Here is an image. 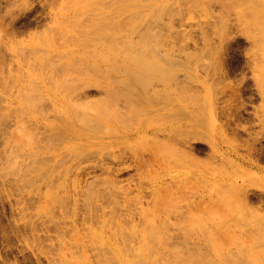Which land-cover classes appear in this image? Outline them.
<instances>
[{"label": "rangeland", "instance_id": "374dc122", "mask_svg": "<svg viewBox=\"0 0 264 264\" xmlns=\"http://www.w3.org/2000/svg\"><path fill=\"white\" fill-rule=\"evenodd\" d=\"M82 1L0 0V264H264V0Z\"/></svg>", "mask_w": 264, "mask_h": 264}, {"label": "bare ground", "instance_id": "6f19581e", "mask_svg": "<svg viewBox=\"0 0 264 264\" xmlns=\"http://www.w3.org/2000/svg\"><path fill=\"white\" fill-rule=\"evenodd\" d=\"M81 1H82V0H81ZM83 1H85V0H83ZM83 1H82V2H83ZM86 1H89L90 3H92V2H95L96 0H86ZM117 1L119 2V3L117 2L118 4H121V5H120L121 7L118 8V9L116 8V10H113V11H116V12L118 11L117 14H118V13H121V14H122V12L124 13V11H122V12H120V11L123 10V9H125L126 7H127V8L129 7L128 2H126V1H131V0H126V1H125V0H122V1H121V0H117ZM120 1H121V2H124L125 4H122ZM137 1H138V0H137ZM139 1H140V0H139ZM141 1H142V0H141ZM149 1H150V0H149ZM152 1H153V0H152ZM249 1H250V0H248V2H249ZM98 2H99V1H98ZM153 2H154V1H153ZM78 3H79V1H78ZM80 3H81V2H80ZM115 3H116V1H115L113 4H115ZM154 3H155V2H154ZM154 3H153V4H154ZM92 5H93V3H92ZM131 5H132V4H131ZM134 5H135V4H133V6H134ZM136 5H137V4H136ZM88 6H89V3H88ZM133 6H132V7H133ZM138 6H139V5H138ZM134 7H136V6H134ZM134 7H133V8H134ZM85 9H86V8H85ZM81 10H83V7H82ZM126 11H127V10H126ZM111 12H112V11H111ZM116 12H112V13H115V14H112V15H116ZM132 12H133V11H132ZM101 13H102V12H101ZM136 13H137V12H136ZM110 14H111V13H110ZM110 14L107 15V16H108V17H112V16H110ZM132 14H133V13H132ZM249 15H251L253 18L256 17L255 12H253V11H250V12H249ZM107 16H106V19H107ZM102 17H103V19H104V18H105V15H103ZM102 17H101V19H100V18H99V19H100V20H103ZM134 18H135V17H134ZM134 18H132V20H134ZM136 18H137V17H136ZM110 19H111V18H110ZM110 19H109V20H110ZM100 20H98V21H100ZM104 20H105V19H104ZM112 21H113V20H112ZM102 22H103V21H102ZM102 22H101V23H102ZM104 22H105V21H104ZM115 22H116V21H115ZM125 22H126V21H125ZM130 22H131V20H130ZM136 22H137V21H135V22H133V23L136 24ZM109 23L112 24L111 21H110ZM128 23H129V22H128ZM128 23H127V24H128ZM102 24H103V23H102ZM131 24H132V23H131ZM137 24H138V22H137ZM257 24H259V22H258ZM96 25H97V24H96ZM100 25H101V24H100ZM115 25H116V24H115ZM115 25H112V26L109 25V26H108V22H107V25L105 24L106 27L104 26L105 29L102 28L103 25H102L101 27H99L98 29H96L97 27L94 29V27H93L94 25H92V27H93L92 30L94 29V33H93V34H92V31H89V30H88L89 33H90V32H91V33H90V34H87V33H86V36H84V37H87L88 35H89V37H91V35H92V37L94 38V37H96V35H98V33L100 34V38H99V35H98L97 38H95V40H93V41L90 40L91 42L94 43V45H92V43H90L92 46H91L90 44H89V45L93 48V49H92L93 51L91 50V48H89V49H90V51H92V55H94V58H95L96 60H98L102 65H100V64H95V65L93 66L91 63H90V64H91L92 66H90L89 63L87 64L88 66L85 65V63H84V65L88 67V68H87V74H88V69H89V68H90V70L92 71L91 68L95 67V68H93L94 71L91 72V73L94 72V74H92V75H94V76H95L96 74L98 75V72H99V73L101 72V71H99V70L103 67V65H105L106 67H109V68L112 70L113 73H114L115 71H116L118 74H119V72H121V74L123 73V74L125 75V77H129V78L132 79L131 82H130L129 80H126V83L128 82L127 84H129V82H130V85H129V88H130V89H127V88H128L127 85H126V84L124 85V84L122 83V82H125L124 79H122V77H121L122 80H121L120 78H118V79H116L115 82L117 83V80H118V81L121 80L122 82H121L120 85L122 86V84H123L122 87H125V86H126V90H127V91H128V90H132V91H133V90L136 89V87L134 88L133 86H135V85H137V86H141L143 83H145V85H146V82H147V81H148L147 83H149V79H151V80L154 79L155 76H157V73H160V72H156V71H157L158 69H160V68H158L159 66H158L156 63L153 62V59H151L152 62H151V61H150V62H147V60H145L144 58H142V57H141L142 55L140 56V54H139L138 52H136V53L139 54V56H123V57H122L121 55H119V54H118V50L116 49L117 45H116V43H115V41H114V40H116V39H115V34L110 32V31H113V30L115 31L116 27L119 28V26L116 25V27H115ZM129 25H130V24H129ZM129 25H128L127 27H129ZM132 25H133V24H132ZM77 26H78V25H77ZM84 26H85V25H84ZM84 26H83V27H84ZM98 26H99V25H98ZM107 26H108V28H107ZM113 26H114V27H113ZM130 26H131V25H130ZM78 27H79V26H78ZM78 27H76V30H77ZM80 27H81V26H80ZM88 27H89V26H88ZM134 27H135V26H134ZM71 28H75V27L72 26ZM110 28H111V29H110ZM113 28H114V29H113ZM122 28H124V26H123ZM122 28H121V29H122ZM131 28H132V26H131ZM131 28H130V29H131ZM135 28H136V27H135ZM81 29H82V27H81ZM81 29H80V30H81ZM126 29H127V28H126ZM130 29H128V30H130ZM133 30H134V29H133ZM82 31L84 32V29H83ZM105 31H106V32H105ZM121 31H122V30H121ZM123 31H124V30H123ZM135 31H136V29H135ZM76 32H77V33H76ZM76 32H74V30H73V33L78 34V35L81 36V38H82L83 34H84L86 31H85L83 34H82V32H80V31H79V33H78V31H76ZM101 32H105L104 34L107 33L108 35H103V34H101ZM73 33H72V34H73ZM72 34H71V35H72ZM81 34H82V35H81ZM102 35H103V36H106V37L109 39V40L106 39L105 42H107V40L110 41V42H107V43L109 44L108 47L105 45V43L103 44V46H106V49L101 50V53L99 54V52H98V53H96V52H97L98 49H101V48H100V47L98 48L97 44L99 45V42L102 40V39H101V38H102ZM148 35H149V34H148ZM153 35H154V34H153ZM155 35H156V34H155ZM65 36H69V35H65ZM116 36H117V35H116ZM122 36H123V35H122ZM70 37H71V36H69L68 38H70ZM92 37H91V38H92ZM148 37H149V36H148ZM150 37H152V36H150ZM155 37H156V36H155ZM157 37H158V36H157ZM71 38H74V39L77 40V38H75V36H74V37H71ZM71 38H70V39H71ZM98 38H99V40H100V39H101V40L98 41ZM104 38H105V37H104ZM116 38H117V37H116ZM119 38H121V37H119ZM123 38H125V37H123ZM145 38H146V37H145ZM87 39H88V37H87ZM87 39H86V40H87ZM96 39H97V40H96ZM153 39H154V38H153ZM155 39H156V38H155ZM157 39H159V38H157ZM66 40H67V39H66ZM76 40H75V41H76ZM78 40H79V39H78ZM84 40H85V39H84ZM104 40H105V39H104ZM118 40H119V39H117V41H118ZM141 40H142V39H141ZM147 40H148V39H147ZM149 40H150V39H149ZM72 41H73V40H72ZM88 41H89V40H88ZM117 41H116V42H117ZM120 41H121V39H120ZM126 41H128V40H126ZM68 42H69V41H68ZM121 42H122V41H121ZM145 42H146V41H145ZM154 42H157V41H154ZM154 42H152V43H154ZM125 43H127V42H125ZM139 43H140V41H139ZM147 43H148V41H147ZM152 43L149 42V44H152ZM114 44H115L116 46H115ZM141 44H142V43H141ZM156 44H157V43H156ZM81 45H82V47H86L85 45H88V43H86V44L82 43V44H80V45H76L75 47H76V48H77V46H78V47H81ZM89 45H88V47H90ZM121 45H123V44L120 43V46H121ZM131 45H132V46H135V45L132 44V42L128 41V44H126V47H128V48H127V51H128V49H131V48H130V47H132ZM145 45L149 47V45H147V44L144 43V44H143V47H142L141 49H139V50L146 51V47H145ZM154 45H155V44H154ZM100 46H102V45H100ZM114 46H115V47H114ZM157 46H158V45H157ZM157 46H155L154 48H157V49H158L159 46H158V47H157ZM72 47L75 48L74 46H72ZM150 47H151V46H150ZM150 47H149L148 49H150ZM76 48H75V49H76ZM103 48H105V47H103ZM117 48H118V47H117ZM66 49H69V48L66 47ZM87 49H88V48H87ZM119 49L122 50V48H119ZM132 49H133V48H132ZM157 49H155V50L157 51ZM94 50H95V51H94ZM133 50H134V49H133ZM137 50H138V48H137ZM151 50H152V49H151ZM82 51H83V50H82ZM90 51H88V50L86 51V50H85V52L83 51V54H85V56H86V53H87V52L89 53ZM98 51H99V50H98ZM152 51H153L152 53L155 52L154 50H152ZM80 52H81V51H80ZM125 52H126V51H125ZM125 52H124V53H125ZM129 52H130V51H129ZM81 53H82V52H81ZM93 53H94V54H93ZM119 53H121V51H119ZM127 53H128V52H127ZM127 53H126L125 55H127ZM136 53H135V54H136ZM140 53H143V52H140ZM145 53H146V52H145ZM145 53H143V54H145ZM90 54H91V52H90ZM121 54H123V50H122V53H121ZM146 54H147V53H146ZM87 56H88V55H87ZM89 56H91V55H89ZM97 56H98L99 58H96ZM143 57H144V56H143ZM149 57H151V56H149ZM94 58H93V59H94ZM152 58H153V57H152ZM74 59H75V57H74ZM76 59H77V58H76ZM158 59H159V58H158ZM72 60H73V59H72ZM90 60H91V59H90ZM154 60H155V59H154ZM78 61H79V60H78ZM81 61H82V60H81ZM83 61H84V60H83ZM87 61H88V60H87ZM76 62H77V61H76ZM67 63H68V65H69V66H68V68H69V67H70V64H69V63H70V62H67ZM74 63H75V62L73 61V63L71 64V67H70V68H72V65L74 66ZM93 64H94V63H93ZM155 64H156V65H155ZM65 65H67V64H65ZM75 66H76V65H75ZM75 66H74V68H75ZM89 66H90V67H89ZM156 66H157V67H156ZM74 68H73V69H74ZM117 68H123V70H124V69H125V70H124V71H119ZM95 69H96V71H95ZM107 69H108V68H107ZM117 70H118V71H117ZM120 70H121V69H120ZM160 70H161V69H160ZM160 70H159V71H160ZM69 71H72V69L69 70ZM69 71H68V72H69ZM161 71H162V70H161ZM91 73H90V74H91ZM90 74L87 75V76L91 77ZM113 75H114V74H113ZM113 75H112V76H113ZM167 75H168V73H167ZM167 75H166V76H167ZM170 75H171V74H170ZM168 76H169V75H168ZM95 77H97V76H95ZM95 77H94V78H95ZM161 77H163V75H162ZM161 77H160V78H161ZM113 78H115V77H113ZM167 79H169V78H167ZM172 79H173V78H172ZM114 80H115V79H114ZM114 80H113V81H114ZM163 80H164V79H163ZM111 81H112V80H111ZM168 81H169V80H168ZM173 81H174V79H173ZM169 82H170V81H169ZM117 84H118V83H117ZM145 85L143 84V86H145ZM172 85H174V84H172ZM172 85H171V86H172ZM111 86H112V83H111ZM114 87H115V86H114ZM114 87H113V86H112V87H109L108 92H109L110 94L113 93V91H116V90H117V89L114 90ZM132 87H133V88H132ZM140 88H142V86H141ZM143 88H144V87H143ZM112 89H113V90H112ZM120 89H121V88H120ZM126 90H125V92H126ZM121 91H123V90L121 89ZM121 91L119 92V90H118V91H116L115 93H118L119 96H121V95L123 94V93H121ZM135 91H136V95H137V91H138V90L136 89ZM135 91H134V92H135ZM126 93L129 94V95L131 96V94H130L129 91L126 92ZM110 94H108V96H109ZM134 94H135V93H134ZM134 94H133V95H134ZM138 94H139V93H138ZM124 95H125V94H124ZM124 95H122V96H124ZM133 95H132V96H133ZM108 96H107V97H108ZM111 96H112V97H110V96H109V97H110L111 100H113V99H114V98H113L114 95H111ZM119 96H118V97H119ZM122 96H121V98H123ZM132 96H131V97H132ZM134 96H135V95H134ZM118 97L116 98L117 100H118ZM124 97H125L124 100H125L126 98H127L128 100H130L128 97H126V96H124ZM107 99H108V98H107ZM108 100H109V99H108ZM128 100H127V101H128ZM132 100H133V99H132ZM130 101H131V100H130ZM109 102H110V101H109ZM112 102H114V100H113ZM115 102H116V100H115ZM115 102H114V103H115ZM127 103H128V102H127ZM130 103H132V102H130ZM148 103H149V102H148ZM150 103H151V102H150ZM150 103H149L148 105H146V109H147L148 106L150 107L151 104L154 105L153 102H152L151 104H150ZM115 104H116V103H115ZM151 106H152V105H151ZM149 107H148V108H149ZM59 108H60V107H59ZM144 108H145V107H144ZM144 108L141 109V110H144ZM83 109H84V108H83ZM88 109L91 110L92 113L94 112V111H93L94 109L92 110V109H90L89 107H88ZM163 109H164V108H163ZM163 109H162V110H163ZM89 110H88V111H89ZM64 111H65V110H64ZM84 111H87V110H86V107H85V110H84ZM96 111H98V110L96 109L95 112H96ZM173 111H174V110H173ZM173 111H172V112H173ZM138 112L140 113V111H138ZM66 113H67V112H66ZM82 113H83V112H82ZM82 113H81V114H82ZM81 114H78V113H77V115H79V116H77V115H74V116H73L72 113H67V115H69V118L72 119L71 122L69 121V125H70L71 127L74 125V123H75L74 121H76V120H78V122H79V121L83 122V124H82V123H81V124H82L83 126H85V122H87V119H86L87 116H86L85 114H82V115H81ZM94 114H96V113H94ZM83 115H84V116H83ZM100 115H101V114H100ZM80 116H82V118H81ZM97 116H99V112H98V114H96V116H95L94 118H96ZM77 117L81 118L82 120L79 119V118H77ZM85 117H86V118H85ZM76 118H77V119H76ZM83 118L86 119V121H84ZM89 118H90V117H88V122L90 121L89 123H91V120H90V119H91L92 117H91L90 119H89ZM102 118H103V117H102ZM92 121H94V120H92ZM98 121H99V120H98ZM94 122L96 123V121H94ZM89 123H86V124L88 125ZM87 125H86V126H87ZM66 126H67V125H66ZM87 132H88V131H87ZM144 234H145V233H143L142 236H143ZM142 240H145V238H143ZM145 241H146V240H145ZM143 243H144V241H143ZM143 243H142L141 245H143ZM145 245H146V244H144V246H145ZM144 246H142V247H144ZM146 246H147V245H146ZM138 251H139V250H138ZM144 252H145V251H144ZM114 254H115V253H114ZM139 255H140V253H139ZM144 255H145V253H144ZM147 255H148V254H147ZM147 255H146V256H147ZM140 256H141L142 261H144L143 258H142V255H140ZM140 256H139V257H140ZM148 257H149V256H148ZM145 258H146V257H145ZM114 259H116V258L114 257ZM117 259L120 261V264H129V263L131 262V261L129 262V259H128V261H126L125 259H122L121 256H117ZM117 259H116V260H117ZM139 259H140V258H139ZM146 259H147V258H146ZM116 260H115V261H116ZM145 261H147V260H145ZM132 262L134 263V261H132ZM140 262H141V260H139L138 264H141ZM115 263H116V262H115ZM147 263H148V262H147ZM135 264H137V263H135ZM142 264H143V262H142Z\"/></svg>", "mask_w": 264, "mask_h": 264}]
</instances>
